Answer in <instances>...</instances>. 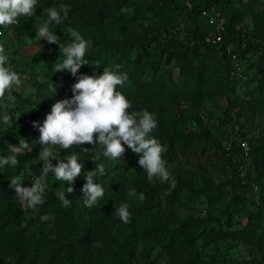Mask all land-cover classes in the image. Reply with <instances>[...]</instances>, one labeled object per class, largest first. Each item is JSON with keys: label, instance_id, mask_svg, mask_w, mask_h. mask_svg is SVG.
<instances>
[{"label": "trees", "instance_id": "1", "mask_svg": "<svg viewBox=\"0 0 264 264\" xmlns=\"http://www.w3.org/2000/svg\"><path fill=\"white\" fill-rule=\"evenodd\" d=\"M61 3L68 5L70 10L60 26L66 24L92 42L85 54L89 64L81 66L77 77L81 74L99 75L104 68L117 70L115 66L119 65L117 71L127 73L128 79L116 90L130 101L132 107L128 111L147 110L153 114L157 127L150 135L165 146L167 153L185 144L194 148L204 146L200 134L184 130L182 125L186 116L183 115H187V109L196 111L204 100L232 89L240 78L237 75L239 62L247 53L259 52L260 58L264 56L258 42L248 39L241 46L243 35L234 32L233 18L237 12L231 7V0H187V4L173 7L175 9L167 5V0H154L148 5L136 4L131 13L121 11L123 5H130L126 0H61ZM211 7L217 9L224 20L221 40L215 43L206 41L212 27L201 15L203 10ZM150 12L159 14L162 22L142 23L138 29L127 28L123 23L128 18L130 24L142 22ZM180 33L182 36H179ZM54 34L61 44L71 42L67 31ZM41 43L42 50L50 58L60 53L58 44L43 40ZM173 69L177 70L176 76ZM257 72L260 78L264 76L263 68L257 66ZM54 76L59 79L57 97L70 99L77 77L68 71ZM181 104H186L187 108H181ZM224 114L230 120L228 108ZM45 116L33 110H22L7 126L0 128V157L12 155L10 144L19 146L27 142L31 149H24L25 153L18 155L16 167L0 168V264L7 261L11 264H93L99 249L89 248L88 228L95 231L96 247H118L120 261L137 258L139 264H149L150 247L138 244V240L145 238L158 245L173 264H264L263 260L253 258L216 263L202 259L199 247L216 243L220 234L206 232L205 220L171 214L183 202L185 184L179 180H175V187L172 188L169 183L149 182L140 174L129 176L127 180L117 178L122 188L115 190L112 199L118 205L126 203L137 223L134 221L132 228L127 223L128 229L118 228L112 235L107 233V212L84 206L83 174L72 183L74 191L71 193L66 191L68 182L55 180L49 184L45 202L35 213L26 204L21 207L15 200L14 188L9 187V179L19 176L25 180L38 176V154L42 146L37 142L39 130L33 127V122L42 124ZM51 149L64 157L76 153L84 165L83 172L103 164L105 175L94 177L95 182L105 178L111 169L133 170L138 163L134 152L127 160H111L103 155L99 160H93L95 153L101 150L99 145ZM252 153L258 159L264 157V136L260 137ZM132 189H135L136 196L129 195ZM59 191H65V198L71 200L69 207H63L55 195ZM141 193L143 201L139 199ZM259 202L264 205V195ZM45 214L50 219L41 221L39 217ZM87 218L92 221L89 226ZM257 227L253 226L245 233L229 231L227 235L231 241L262 237L264 222L260 224V235L255 233Z\"/></svg>", "mask_w": 264, "mask_h": 264}, {"label": "rangeland", "instance_id": "2", "mask_svg": "<svg viewBox=\"0 0 264 264\" xmlns=\"http://www.w3.org/2000/svg\"><path fill=\"white\" fill-rule=\"evenodd\" d=\"M126 2L130 5L127 7L123 5L121 11L131 13L136 4L148 5L154 0ZM37 4L33 16L19 17L16 25L2 28L3 33L0 34V45L5 48L7 56L6 67L21 78V84L13 87L6 93L5 98L0 100V128L7 126L22 110H33L44 116L51 110L55 101L61 100L57 97L59 79L54 75L62 71L54 73L53 71L55 63L62 61L63 57L59 53L50 58L42 50L41 41L36 42L34 36L36 29L47 19V9L59 10L62 3L61 0H37ZM185 4L187 0H167V5L172 8L175 6L179 8ZM230 5L237 12L233 18L234 32L243 35L241 46L249 39L260 43L261 52H264V0H231ZM153 22L156 24L162 22L159 14L150 12L146 14L145 20L133 24H130L129 18L123 21L127 28L131 26L134 29H138L142 23L147 25ZM68 28L70 26L66 24L49 25V30L58 34L67 31ZM179 36H182V33ZM257 66L264 69V56L261 55L260 58L259 52L247 53L239 62L237 75L240 78L232 89L225 94L204 100L196 111L187 109V115H183L186 116L182 125L184 130L200 134L204 146L194 148L185 144L173 148L170 153L165 150L162 154L171 177L185 184L183 202L171 214L175 217L192 216L205 220L203 224L206 232L220 234L216 243L199 247L201 258L212 263L241 258L264 261V235L235 241H231L227 235L229 231L245 233L253 226H258L255 233L260 235L262 233L260 224L264 222V205L259 202L260 197L264 195V157L258 159L252 153L260 137L264 136V89L261 90L262 86L264 88V76L260 78ZM176 73L177 70L173 69L174 76ZM53 84L56 86L55 95ZM9 95L14 101L8 100ZM180 106L187 108L186 104ZM227 108L230 120L224 114ZM5 114L11 117L8 124L2 121ZM131 156L133 151L125 145V152L120 160H127ZM135 157L138 161L139 154L135 153ZM64 158L58 153L51 162L55 165L58 160ZM42 167L43 162L40 161L38 176ZM134 168L133 170L123 168L121 171L111 169L105 178L96 181L105 189V195L92 208L107 212L109 235L118 228H132L134 221L137 223L132 215L128 222L129 227L127 223L122 222L115 213V209L120 205L112 199L115 190L122 188L117 178L127 180L129 176L140 174L147 179L146 173L138 163ZM46 181L49 185L55 178L49 173ZM151 182L161 183L157 178ZM32 184L33 178L30 177L21 181L22 187H31ZM15 200L24 207L18 197ZM86 220L89 226L92 221L89 218ZM86 234L89 248L99 249L93 264H139L137 258H131L128 262L120 261L121 252L116 245L108 248L96 247L97 236L90 228L86 230ZM139 243L150 247L147 257L149 264H173L154 242L144 238L138 240ZM6 264L11 263L7 261Z\"/></svg>", "mask_w": 264, "mask_h": 264}, {"label": "clouds", "instance_id": "3", "mask_svg": "<svg viewBox=\"0 0 264 264\" xmlns=\"http://www.w3.org/2000/svg\"><path fill=\"white\" fill-rule=\"evenodd\" d=\"M37 5V0H0V27L16 25L19 17L33 16ZM69 10L70 7L65 4H61L59 10L48 8L47 19L36 29L34 37L36 42L43 40L58 44L63 59L55 63L53 73L68 71L73 77H77L81 66L89 64L85 54L92 42L86 40L79 31L68 28L67 33L71 37V42L61 44L60 39L49 30L50 24L60 25ZM6 64L5 48L0 45V100H3L13 87L21 84L20 76L6 67ZM115 68L118 70L120 66L116 65ZM117 70L104 68L99 75H79L72 85L73 96L70 99L55 101L42 124L33 122V127L39 130L37 142L42 146L38 154V161L43 162L40 175L33 177L31 187H22L23 179L19 176L9 179V187L14 188L19 202L26 204L33 213L45 202L44 197L48 189L46 178L49 173L56 181L68 182L69 187L66 191L69 193L74 191L71 187L72 183L83 174L85 183L82 186V197L87 208L94 207L105 195L103 186L94 181V177L105 175L103 164L83 172V163L79 161L78 155L73 153L53 165L51 161L58 153H54L51 147L68 150L73 146L84 144L99 145L101 150L95 153L93 160H99L103 155L111 160L120 161L127 145L134 153L139 154L138 164L146 173L149 182L157 178L159 182L169 183L170 187H175V180L171 177L162 155L166 149L150 135L157 127V122L153 114L147 110L128 111L132 107L130 101L116 90L117 86L122 87L127 81V73ZM53 91L55 95V85ZM8 100L14 101V98L9 95ZM4 107L6 109L7 105L5 104ZM10 119L7 114L2 117L4 124H8ZM24 149L31 150L27 142L20 143L19 146L10 144L9 151L12 155L0 157V168L16 167L19 163L17 157L25 153ZM84 150L87 151L88 148ZM55 195L63 207L70 206L71 200L65 198V191H59ZM129 195L136 196L135 189L130 190ZM139 199L143 201L142 193ZM115 213L122 222H129L131 214L126 203L116 208ZM39 218L41 221H48L50 216L45 214Z\"/></svg>", "mask_w": 264, "mask_h": 264}, {"label": "built area", "instance_id": "4", "mask_svg": "<svg viewBox=\"0 0 264 264\" xmlns=\"http://www.w3.org/2000/svg\"><path fill=\"white\" fill-rule=\"evenodd\" d=\"M201 15L207 19L208 24L212 27V32L206 37V41L211 43L219 42L221 40V33L224 30V20L218 10L211 7L203 10Z\"/></svg>", "mask_w": 264, "mask_h": 264}]
</instances>
